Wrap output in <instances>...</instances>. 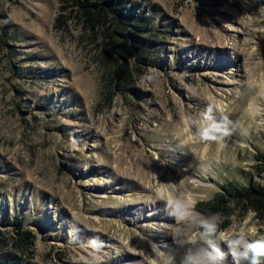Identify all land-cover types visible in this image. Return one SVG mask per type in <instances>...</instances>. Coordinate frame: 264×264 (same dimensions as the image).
<instances>
[{
    "label": "rangeland",
    "instance_id": "rangeland-1",
    "mask_svg": "<svg viewBox=\"0 0 264 264\" xmlns=\"http://www.w3.org/2000/svg\"><path fill=\"white\" fill-rule=\"evenodd\" d=\"M75 1L0 0V261L151 264L172 244L157 181L197 203L229 182L264 185V132L233 138L210 173L198 144L178 150L186 114L222 103L240 117L264 71V0H116L125 30ZM149 69L155 85L140 82ZM233 207L230 226L264 237V207Z\"/></svg>",
    "mask_w": 264,
    "mask_h": 264
},
{
    "label": "clouds",
    "instance_id": "clouds-1",
    "mask_svg": "<svg viewBox=\"0 0 264 264\" xmlns=\"http://www.w3.org/2000/svg\"><path fill=\"white\" fill-rule=\"evenodd\" d=\"M157 73L158 70L149 69L140 82L155 85ZM246 86L252 89V94L238 119L234 120L222 103H208L198 115L186 114L183 132L189 143L200 146L204 165L201 173L212 171L211 162L216 154L224 153L233 138L245 145L253 130L264 132V71L246 80ZM157 184L150 202L162 203L173 221L169 233L172 244L166 245L165 250L157 248L158 258L151 264H225L227 256H231L233 264H264V237L253 238L258 231L256 223L234 221V227L223 228L221 214L203 215L195 210L197 195L173 182L157 181ZM249 215L255 217L256 213L250 211ZM87 246L99 253L105 243L92 237Z\"/></svg>",
    "mask_w": 264,
    "mask_h": 264
},
{
    "label": "trees",
    "instance_id": "trees-1",
    "mask_svg": "<svg viewBox=\"0 0 264 264\" xmlns=\"http://www.w3.org/2000/svg\"><path fill=\"white\" fill-rule=\"evenodd\" d=\"M97 3L88 4V0L84 3L76 0L86 11V17L89 22H94L98 17L104 14H108V11H113L112 20L113 25H118L121 29L125 30L127 15L121 11V1L116 0H96ZM216 1V0H214ZM95 8V9H93ZM97 8V10H96ZM93 10H96L94 13ZM137 59L139 57L137 56ZM142 61L146 59L144 54L140 57ZM253 201L259 206L264 207V185H240L238 183L229 182L222 186V190L214 195V197L205 202H198L196 204V210L201 212L203 215H209L213 213H219L224 218L223 228H228L231 225V219L234 216L235 209L232 206L241 205L244 202ZM15 229L17 235L22 236L24 233L21 232L22 223L17 221ZM0 264H12L6 261H0Z\"/></svg>",
    "mask_w": 264,
    "mask_h": 264
},
{
    "label": "bare ground",
    "instance_id": "bare-ground-1",
    "mask_svg": "<svg viewBox=\"0 0 264 264\" xmlns=\"http://www.w3.org/2000/svg\"><path fill=\"white\" fill-rule=\"evenodd\" d=\"M191 143H189V141L187 140L186 141V143H185V145L183 144V145H181V146H179V149L178 150H180V151H182L183 153H188V151H187V146H189ZM195 151V150H194ZM198 151V150H197ZM196 151V152H197ZM225 252H226V249H225ZM137 264H142V262H138L137 261Z\"/></svg>",
    "mask_w": 264,
    "mask_h": 264
}]
</instances>
